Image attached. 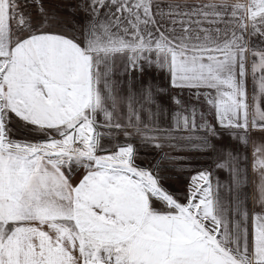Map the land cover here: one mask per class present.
<instances>
[{
    "label": "snow or ice",
    "instance_id": "obj_1",
    "mask_svg": "<svg viewBox=\"0 0 264 264\" xmlns=\"http://www.w3.org/2000/svg\"><path fill=\"white\" fill-rule=\"evenodd\" d=\"M0 264H264V0H0Z\"/></svg>",
    "mask_w": 264,
    "mask_h": 264
},
{
    "label": "rangeland",
    "instance_id": "obj_2",
    "mask_svg": "<svg viewBox=\"0 0 264 264\" xmlns=\"http://www.w3.org/2000/svg\"><path fill=\"white\" fill-rule=\"evenodd\" d=\"M68 2V0H57V3L61 4V5H64ZM146 159L148 160H151L153 157L152 156H147L145 157ZM204 158L202 157H196L195 160L196 161H201L203 160ZM196 167H200L201 165L199 163H196L195 164ZM226 176V174H225ZM224 177H222L223 179ZM187 180V176H184V177H180V178H177V177H172L171 180L169 181V184H170V188L172 191L175 192V194L180 197V198H183L184 196V187H185V181Z\"/></svg>",
    "mask_w": 264,
    "mask_h": 264
},
{
    "label": "crops",
    "instance_id": "obj_3",
    "mask_svg": "<svg viewBox=\"0 0 264 264\" xmlns=\"http://www.w3.org/2000/svg\"><path fill=\"white\" fill-rule=\"evenodd\" d=\"M248 193H249V195H251V188H248Z\"/></svg>",
    "mask_w": 264,
    "mask_h": 264
}]
</instances>
